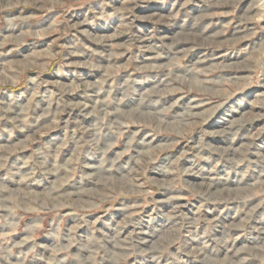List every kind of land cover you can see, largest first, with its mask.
Segmentation results:
<instances>
[{
  "label": "clouds",
  "instance_id": "clouds-1",
  "mask_svg": "<svg viewBox=\"0 0 264 264\" xmlns=\"http://www.w3.org/2000/svg\"><path fill=\"white\" fill-rule=\"evenodd\" d=\"M89 5L96 0H85ZM108 4L109 0H102ZM168 0H124L120 8L113 12L103 9L96 11L89 7L83 19L73 22L68 20L67 28L74 30L73 34L80 33L96 44H107L108 37L94 36L85 25L95 27L97 21L107 22L114 15L120 14L122 20L128 23L122 25V30L131 33L132 23L137 17L135 9L147 3L166 4ZM193 0H173L175 10L167 17L151 16L144 19L152 20L155 25L161 23L174 28L180 17L179 9H185ZM209 3L210 0H203ZM229 4L235 11L240 8L236 20L237 31L240 33L232 41L249 39L257 33L264 34V26L255 23L257 18L264 19V0H221ZM17 4L13 0H5L0 7L11 9ZM23 7L40 9L42 12H51L53 9L64 8L62 0H26ZM91 14V18H89ZM30 17L19 16L7 20V25L15 29L17 21L27 20ZM205 16H196L193 26L201 24ZM188 20L185 19V24ZM210 27V25H208ZM119 34V33H117ZM24 33H21L23 36ZM28 35L35 36V32ZM156 35V29L150 35L131 34L128 46L136 47L141 51L151 52L150 59L158 60L165 56V50L174 57L169 63L158 67L176 69L180 66L183 75L169 71L159 85L145 91H139L141 81L131 76L123 79L122 83L112 81L109 87L105 83L115 73L105 70L103 65L94 63L91 59L72 61L70 57H83V49L94 51L88 44L76 36L75 43L67 44L62 50L64 55L54 53L51 61L56 62L59 56L58 74H63L65 65L68 67H85L104 71V77L93 83L79 85L84 90L85 100L78 103L68 102L64 93L70 89L61 87L59 92L48 99L47 107L41 110L36 98L41 96L39 77L31 78L36 90L22 102V97H13L9 103L0 101V130L8 132L11 138L17 131L27 136L26 143L37 144L27 157H18L10 163V157L15 150L5 149L0 155V264H264V212L257 217V209L264 205V201L251 209L245 204L253 195V189L259 185H248L237 189H223L224 193L215 190L214 182L220 165L228 169V173L244 171L242 176L256 170L264 177V146H255L261 129L257 132L246 131V125L264 117L248 116L227 119L225 127L216 132L201 129L199 139L189 136L188 130L197 127L196 121L207 123L216 115V110L224 108L229 103L230 94L221 93L217 85L222 80L206 75L211 68L204 67L207 56L202 55L194 62L181 64L190 53L197 48L218 49L222 43H212L211 37H196L177 33L173 37H159L158 44H147L143 41L151 40ZM220 35V33H216ZM16 45L7 51L0 50V57L11 55L17 51L22 39L14 37ZM170 42H166L169 41ZM189 41L190 47L177 50L181 41ZM137 42H140L139 44ZM245 53L248 49L243 50ZM257 52H264V36L260 39L252 55L242 67L254 71L257 67L254 57ZM109 62L118 55H124L115 49L109 52H100ZM29 67L47 71L50 65L40 66L33 63V57L24 58ZM152 67L146 64L135 69L144 72ZM264 69V64L259 65ZM195 90L199 96L216 100L215 108L207 112L194 111L200 105H181L183 111L179 115H170L180 101L181 96L172 104L167 103L169 95L178 89ZM92 89V91H89ZM119 90V97L113 96ZM104 94V95H101ZM58 97V99H56ZM53 103L56 109L53 111ZM238 103H243L242 101ZM129 104L135 107L128 108ZM156 109L154 112H145V108ZM239 111L232 107L229 116ZM67 112L68 119L59 123L61 113ZM73 112L77 115L73 118ZM46 119L52 123L43 125ZM94 120V123L86 124ZM142 123L151 129L144 132L143 127L129 133L128 125ZM224 123L223 120L220 121ZM11 125L6 127L5 124ZM60 127L63 129V139L50 137L44 140L41 133ZM161 129L171 131L176 136L187 139L186 150L175 158H165L157 163V159L164 146H154L153 141ZM227 137L232 141L243 138L244 143L239 146L217 148L206 142V137ZM150 137V138H149ZM139 138V139H138ZM123 141L120 151H113L117 144ZM134 145L142 148H134ZM171 148L172 145H168ZM68 151L71 157L64 159ZM188 166H182L181 161L189 157ZM213 154H216L214 159ZM201 162L211 164L204 169ZM151 166V169H150ZM150 170L151 179L144 176ZM39 174V175H38ZM207 176L204 183H191L187 177ZM55 177L46 195L38 199L25 198L22 189L29 182L38 183L44 187L46 182ZM225 180L228 179L226 175ZM12 185L10 187L9 185ZM65 186L71 187L70 193ZM159 193L160 198L152 196L150 199H121L120 197L142 198L150 195L148 190ZM187 191L191 197L199 200L194 212L185 211L186 205L177 203L178 193ZM236 203L235 215L230 222L221 221V215L215 214V206L223 204L225 209ZM151 205V211H145ZM39 208L47 215L33 217L30 221L21 224L20 213H29ZM67 210V211H64ZM65 217H70L68 223ZM22 231L19 239H13L12 233ZM42 233L50 242L40 243L37 234ZM244 242H241V238ZM136 257V260H132Z\"/></svg>",
  "mask_w": 264,
  "mask_h": 264
},
{
  "label": "rangeland",
  "instance_id": "rangeland-1",
  "mask_svg": "<svg viewBox=\"0 0 264 264\" xmlns=\"http://www.w3.org/2000/svg\"><path fill=\"white\" fill-rule=\"evenodd\" d=\"M5 0H0V4H3ZM26 0H13V3L17 4L16 7L11 9H3L0 7V50L7 51L9 48H13L16 45L13 43L14 37H18L23 40L22 44H19L17 51L12 52L11 55L0 57V101L9 103L13 97L21 98L22 102H26L27 97L36 90V86L31 83V78L39 77L41 84L39 91L41 96L36 98V103L40 106L41 110L47 107L48 99L53 98V94L59 92L61 87L70 89L64 93V99L68 102H80L85 100L84 90L79 87L82 83H93L104 77V71L100 69H89L85 67H68L65 65L63 68V74H58L56 69L60 67L59 56L57 61H51V56L54 53L64 55L62 50L67 44L75 43L76 36L79 35L80 39L84 43L88 44L94 51H88L83 49V57H70L72 61H79L82 59H91L94 63L103 65L105 70H111L115 73L114 76L110 77L108 82L105 83L104 87L110 86L112 81L119 84L122 83L123 79L131 76L134 80L141 81L142 84L139 86V91H145L149 88L155 87L160 84L164 77L169 71H175L177 75H183V72L178 65L176 69L158 67L169 63L174 57L165 50V56L158 59L152 60V53L148 51H141L136 47H118L128 46L131 42V34L136 35H150L153 28L156 29V35L151 40H145L143 43L147 44H158L159 37H173L177 33H183L185 35H193L196 37L204 36L211 37L212 43H222V47L218 49L209 48L207 50L197 48L194 52L190 53L186 59L181 60V64H187L194 62L199 59L202 55L207 56V61L204 67L211 68L212 71L206 73V75L222 80V83L217 85L218 90L223 94H230L228 97L229 103L224 108L217 109L216 115L213 116L207 123L196 121L197 127L195 129H189L188 135L195 136L199 139V132L201 129H206L208 132H216L219 129L225 127L227 119L239 118L247 114L248 116H262L264 117V69L259 65L264 64V52H257L254 60L257 65L254 71H249L247 68L242 67L244 62L252 55L253 50L257 47L260 39L264 34L257 33L256 36H251L249 39L239 40L237 43H232L234 39L240 33L237 31L236 20L234 17L240 13V8L235 11L229 4L221 2V0H210L209 3H204L203 0H193L192 3L188 4L185 9H179L180 17L174 28H170L166 24L155 25L152 20L144 19V17L160 16L167 17L171 15L177 9L173 8V0H168L166 4L159 3H147L143 6H138L135 11V19L132 23L131 33L123 31L122 25L128 23L127 20H122L120 14L114 15L107 22L97 21L95 27L91 25H85L89 32L94 36L108 37L110 42L107 44H96L93 41L88 40L82 34H73L74 30L67 28L68 20L71 19L73 22L79 19H83L85 14L88 13L89 7L94 8L96 11L103 9L106 12H113L116 8H120L124 0H109L108 4H103L102 0H96V2L89 5L85 0H62L65 7L61 9H53L51 12L44 13L40 9L23 7ZM182 2V0H180ZM245 4L241 7L246 6ZM203 15L205 20L199 25L193 26V21L196 16ZM19 16L30 17L27 20L17 21L15 29H11L7 25V20L13 19ZM91 18V14H89ZM185 19L188 23L185 24ZM256 24L264 26V19L257 18ZM210 25V27L208 26ZM30 32H35V36L28 35ZM21 33H24L21 36ZM119 33V34H117ZM220 33V35H216ZM166 42H170L166 41ZM138 44L140 42H137ZM190 42L185 40L181 41L177 45V50L182 48L190 47ZM115 49L117 53L123 51L124 55H118L113 58V61L109 62L105 56L98 55L100 52H109ZM248 49L245 53L243 50ZM33 57V63L40 66L50 65L47 71H42L35 67H29L25 61V57ZM146 64H151L152 67L147 68L144 72L135 71L136 68ZM17 89L10 90L8 87H19ZM92 91V89H89ZM104 95V94H101ZM113 96L119 97V90L114 91ZM183 96L180 101V105L176 106L173 113L170 115L177 116L183 111V106H187L191 101L192 104L200 105L195 108L194 111L207 112L215 108L216 100H212L209 97L199 96L195 88L192 91L187 89H178L174 94L169 95L167 103L164 105L172 104L175 100ZM58 99V97H56ZM242 101L243 103H238ZM53 111L56 109V104L53 103ZM135 107L134 104H129L128 108ZM232 107H238L239 111L229 116V112ZM145 112H154L156 109L151 107L145 108ZM77 115L73 112V118ZM68 113L63 112L59 116V123L63 124L67 120ZM223 120L224 123L220 121ZM51 119H46L43 122L44 126L51 124ZM94 123V120L87 121L86 124ZM6 127H11L9 124H5ZM144 129V132H150L151 129L144 126L142 123H131L128 125L129 132L125 133L124 136L127 138L129 133L136 131L138 128ZM264 129V118L254 120L251 124L246 125V131L257 132ZM156 135V140L153 141L154 146H164V150L160 152L157 159V163L165 158H175L180 155L182 151L186 150L187 139L176 136L171 131H165L161 129ZM44 140L50 137H59L63 139V129L60 127L51 129L47 132L41 133ZM150 138V137H149ZM139 139V138H138ZM27 136L24 133L17 131L11 138L8 132L0 130V155L5 154L4 150H15L14 154L10 157V163L15 162L18 157H27L31 154L32 148H35L37 144L33 142L31 145L22 143L26 141ZM206 142L217 148H227L230 145L232 147L239 146L244 143L243 138H237L236 141H232L227 137H206ZM168 145H172L168 148ZM255 146H264V131H260L259 138L255 141ZM123 147V141L117 144L113 151H120ZM134 148H142V146L134 145ZM72 152L68 151L67 156L64 159L71 157ZM189 157H185L181 161L182 166H188ZM214 159L216 154H213ZM204 169L210 168L211 164L207 162H201ZM151 169V166H150ZM244 169L241 167L239 172L228 173V169L222 164L217 168V172L213 175L216 176L214 182L215 190L220 191L222 194L227 195L223 192V189H237L240 187H247L248 185H259L253 189V195L251 198L241 205L246 209H251L256 204L264 201V177L259 175L256 170L248 172L247 176H242ZM39 175V174H38ZM228 176L225 180L224 177ZM145 179L153 178L149 170L144 176ZM189 182L199 184L204 183L207 180V176L201 175L199 177H187ZM55 182V177L51 181L46 182L44 187H40L38 183L29 182V185L22 189L25 198L38 199L44 196L48 192V188L51 183ZM12 187V185H9ZM65 191L71 192V187L65 186ZM150 195L142 198L123 196L121 199H150L155 196L157 199L160 198L159 193H153L151 189L148 190ZM180 199L177 203L186 205L185 211L194 212L195 208L199 204V200L190 196L187 191H180L178 193ZM236 203H232V207L225 209L223 204L215 206L216 213L221 215V221L224 223L230 222L235 215ZM67 211V210H64ZM145 211H151V205H148ZM261 212H264V205L257 209L256 216L258 217ZM47 215L41 209L36 208L29 213H20L21 224L30 221L33 217ZM70 217H65L64 222L68 223ZM4 229L0 228V232ZM13 239H19L22 237V231L18 230L11 234ZM36 239L40 243H49L50 241L42 235L37 234ZM241 242H244V238H241ZM133 257L132 260H136ZM141 264H144L143 258H139Z\"/></svg>",
  "mask_w": 264,
  "mask_h": 264
},
{
  "label": "trees",
  "instance_id": "trees-1",
  "mask_svg": "<svg viewBox=\"0 0 264 264\" xmlns=\"http://www.w3.org/2000/svg\"><path fill=\"white\" fill-rule=\"evenodd\" d=\"M21 85L19 87H8L10 90H13V89H17V88H20Z\"/></svg>",
  "mask_w": 264,
  "mask_h": 264
}]
</instances>
